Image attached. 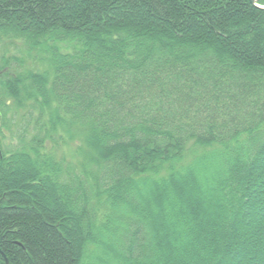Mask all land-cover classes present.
<instances>
[{
    "label": "trees",
    "instance_id": "16d2710c",
    "mask_svg": "<svg viewBox=\"0 0 264 264\" xmlns=\"http://www.w3.org/2000/svg\"><path fill=\"white\" fill-rule=\"evenodd\" d=\"M4 259L264 264V9L0 0Z\"/></svg>",
    "mask_w": 264,
    "mask_h": 264
},
{
    "label": "rangeland",
    "instance_id": "374dc122",
    "mask_svg": "<svg viewBox=\"0 0 264 264\" xmlns=\"http://www.w3.org/2000/svg\"><path fill=\"white\" fill-rule=\"evenodd\" d=\"M26 67L27 68H25V69H30V68H28L29 66H28V64L26 63ZM22 70V68H13L12 69V71H11V73L13 74V72H20ZM23 110V109H22ZM23 115H24V112L23 111H21V112H19V114H16V115H14V118H15V121H18V127L19 126H23V127H25V125H26V122H24V120H20L21 119V117H23ZM33 115L35 116V114L33 113ZM10 133V132H9ZM9 133L8 132H5L4 134H5V136H6V138H7V140H8V138H9ZM11 143H12V145H15L16 144V141H15V138H13L12 140H11ZM78 145V143L77 142H74V143H72V144H70V147H63V148H61V149H58V151H57V157H58V159H60L61 158V156L62 155H66L67 154V151H71V150H74L75 149V147ZM190 186V185H189ZM185 188H187V187H185ZM201 189V187L199 186L198 187V189L196 190V192H197V196H199L198 197V199H200V198H202V199H200L201 200V202L203 201V203H201L199 206H200V208L201 209H203L204 211H205V207L208 205V203L206 204V203H204V202H212V199H210V198H208V197H206V193H200L199 192V190ZM186 190V189H185ZM196 192L194 193V194H196ZM203 192V191H202ZM207 195H208V193H207ZM196 196V197H197ZM208 196H210V195H208ZM206 211H207V209H206ZM168 230V229H167ZM168 232H170V230H168ZM163 234H165V233H163Z\"/></svg>",
    "mask_w": 264,
    "mask_h": 264
},
{
    "label": "water",
    "instance_id": "95a60500",
    "mask_svg": "<svg viewBox=\"0 0 264 264\" xmlns=\"http://www.w3.org/2000/svg\"><path fill=\"white\" fill-rule=\"evenodd\" d=\"M260 0H249L250 4L256 8H259V9H264V7H259L257 5V3L259 2ZM4 263L5 264H8V262L4 259Z\"/></svg>",
    "mask_w": 264,
    "mask_h": 264
}]
</instances>
